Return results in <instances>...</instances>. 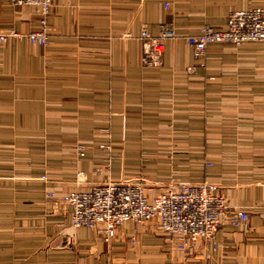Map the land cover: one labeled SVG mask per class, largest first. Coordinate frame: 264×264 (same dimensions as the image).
Returning <instances> with one entry per match:
<instances>
[{"label": "crops", "instance_id": "0c3cea01", "mask_svg": "<svg viewBox=\"0 0 264 264\" xmlns=\"http://www.w3.org/2000/svg\"><path fill=\"white\" fill-rule=\"evenodd\" d=\"M255 6L264 0H53L42 22L0 0V30L49 39L0 46V264H264V43L211 42L195 60L167 40L150 66L138 37L222 27ZM108 178L146 191L208 179L248 220L225 218L188 256L154 221L108 241L73 230L58 199Z\"/></svg>", "mask_w": 264, "mask_h": 264}, {"label": "built area", "instance_id": "2783aa9c", "mask_svg": "<svg viewBox=\"0 0 264 264\" xmlns=\"http://www.w3.org/2000/svg\"><path fill=\"white\" fill-rule=\"evenodd\" d=\"M10 1L17 6L33 7L42 22L49 16L53 5V0ZM22 37L32 44L49 43L48 36L38 29L28 33L0 30V46L11 38ZM122 37L130 38L131 34L126 33ZM138 37L142 46L141 61L147 65H161L165 42L176 39L183 40L190 47L195 60H202L211 42L236 46L264 43V6L230 10L224 26L203 25L195 34L181 36L170 25L162 24L157 35L144 28ZM205 166L214 167L210 162ZM51 197L55 196L51 194ZM58 202L69 209L73 230L84 227L96 229L108 241L127 222L154 221L186 256L199 239L211 242L218 225L225 218L235 226L248 220L243 210L234 209L235 213H232L233 209L218 191L217 184L208 179L189 183L167 178L153 183L146 191L141 183L108 178L93 183L89 188L67 192Z\"/></svg>", "mask_w": 264, "mask_h": 264}, {"label": "rangeland", "instance_id": "374dc122", "mask_svg": "<svg viewBox=\"0 0 264 264\" xmlns=\"http://www.w3.org/2000/svg\"><path fill=\"white\" fill-rule=\"evenodd\" d=\"M2 201L4 200V199H1Z\"/></svg>", "mask_w": 264, "mask_h": 264}]
</instances>
